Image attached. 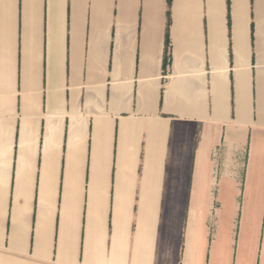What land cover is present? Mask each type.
<instances>
[{
  "label": "crops",
  "instance_id": "obj_1",
  "mask_svg": "<svg viewBox=\"0 0 264 264\" xmlns=\"http://www.w3.org/2000/svg\"><path fill=\"white\" fill-rule=\"evenodd\" d=\"M262 202L264 0H0V264H237Z\"/></svg>",
  "mask_w": 264,
  "mask_h": 264
},
{
  "label": "rangeland",
  "instance_id": "obj_2",
  "mask_svg": "<svg viewBox=\"0 0 264 264\" xmlns=\"http://www.w3.org/2000/svg\"><path fill=\"white\" fill-rule=\"evenodd\" d=\"M264 247V203L238 210L234 249L237 264H261Z\"/></svg>",
  "mask_w": 264,
  "mask_h": 264
}]
</instances>
